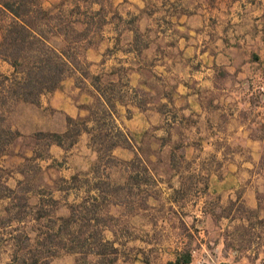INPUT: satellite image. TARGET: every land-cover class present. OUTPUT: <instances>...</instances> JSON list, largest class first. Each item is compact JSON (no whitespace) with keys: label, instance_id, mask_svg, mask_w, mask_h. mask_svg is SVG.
Masks as SVG:
<instances>
[{"label":"rangeland","instance_id":"obj_1","mask_svg":"<svg viewBox=\"0 0 264 264\" xmlns=\"http://www.w3.org/2000/svg\"><path fill=\"white\" fill-rule=\"evenodd\" d=\"M42 3L45 8L55 4ZM98 3L93 6L98 11H88L89 18L97 14L95 27L86 35L87 48L97 43L105 18L115 16L112 0ZM90 65L84 51L65 78L71 83L61 92L62 99L74 100L76 116L50 106V92L37 105H19L11 116L21 136L3 163L10 175L8 186L17 187L28 206L21 211V222L0 228V264H170L188 249L195 257L213 258L215 264H264V250L253 245L257 237L264 238V221L258 211L239 203L231 207L245 222L214 230L219 244L200 248L209 223L192 216L214 199L204 187L207 176L196 171L193 156L183 153L178 128L163 124L171 129L170 137L156 122L132 136L121 120L133 114L126 105L136 102L143 110L148 100L156 101L142 87L159 94V77L141 74V82L133 86L125 73L96 74ZM9 69L0 63L1 71ZM151 108L174 114L160 103ZM38 131L67 135L61 137L63 146L47 147L43 139L30 136ZM259 131L264 132V125ZM29 146L35 148L34 159ZM199 157L210 160L206 154ZM77 237L79 244H74ZM105 240L118 250L103 257L94 254Z\"/></svg>","mask_w":264,"mask_h":264},{"label":"crops","instance_id":"obj_2","mask_svg":"<svg viewBox=\"0 0 264 264\" xmlns=\"http://www.w3.org/2000/svg\"><path fill=\"white\" fill-rule=\"evenodd\" d=\"M87 1L90 9L99 4ZM112 2L115 16L105 18L97 43L85 49L91 72L125 73L133 86L141 82V74L159 77V94L142 87L156 101L148 100L143 110L136 102L128 104L133 114L120 118L132 136L156 122L170 137L171 129L163 124L178 128L183 153L193 156L196 171L207 176L204 187L214 199L213 205L199 207L192 216L209 223L200 248L219 244L213 237L216 229L245 222L231 203L258 211L264 221V132L259 133L264 125V0ZM65 80L50 92V106L76 116L74 100L61 98L64 86L71 83ZM158 103L174 114L152 110ZM201 154L210 160L201 161ZM218 210L225 212L215 214ZM253 245L264 250V238L257 237ZM186 264L215 261L191 254Z\"/></svg>","mask_w":264,"mask_h":264},{"label":"trees","instance_id":"obj_3","mask_svg":"<svg viewBox=\"0 0 264 264\" xmlns=\"http://www.w3.org/2000/svg\"><path fill=\"white\" fill-rule=\"evenodd\" d=\"M88 11L91 13L87 0H61L52 8H45L42 0H0V63L6 62L10 67L8 72L0 70V228L21 222V211L28 206L27 198L18 195L19 189L8 186L10 175L3 163L21 136L11 116L19 105H37L44 93L60 88L81 62L87 48L86 35L95 27L97 14L89 18ZM66 135L67 131L61 135L38 131L30 136L43 139L48 147L52 143L63 146L61 137ZM52 136L58 139H51ZM29 148L34 159L35 148ZM74 238L73 243L79 244V238ZM102 245L94 254L103 257L118 250L108 240ZM190 260L188 249L170 264H186Z\"/></svg>","mask_w":264,"mask_h":264}]
</instances>
